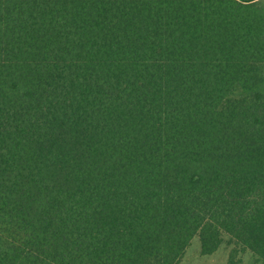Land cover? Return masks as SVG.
Masks as SVG:
<instances>
[{
    "label": "trees",
    "instance_id": "obj_1",
    "mask_svg": "<svg viewBox=\"0 0 264 264\" xmlns=\"http://www.w3.org/2000/svg\"><path fill=\"white\" fill-rule=\"evenodd\" d=\"M264 264V0H0V264Z\"/></svg>",
    "mask_w": 264,
    "mask_h": 264
},
{
    "label": "rangeland",
    "instance_id": "obj_2",
    "mask_svg": "<svg viewBox=\"0 0 264 264\" xmlns=\"http://www.w3.org/2000/svg\"><path fill=\"white\" fill-rule=\"evenodd\" d=\"M231 246L228 244L227 239L220 249L213 254L204 255L200 251V241L198 237L192 240V244L188 248L186 255L179 264H226ZM242 264H254L253 254L246 251L242 254Z\"/></svg>",
    "mask_w": 264,
    "mask_h": 264
}]
</instances>
